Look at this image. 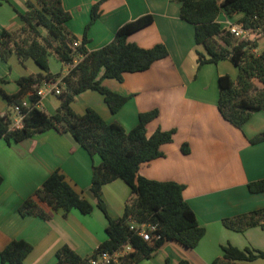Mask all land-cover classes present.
Segmentation results:
<instances>
[{"label": "crops", "instance_id": "0c3cea01", "mask_svg": "<svg viewBox=\"0 0 264 264\" xmlns=\"http://www.w3.org/2000/svg\"><path fill=\"white\" fill-rule=\"evenodd\" d=\"M61 1L71 15L67 24L69 32L80 43L85 36V46L90 52L112 42L117 30L126 23L147 15L152 16L153 22L131 34L128 41L143 49L164 45L168 51L166 58L155 62L146 72L127 73L123 82L113 79L102 82L110 91L130 97L116 114L94 91L80 94L71 105L77 115L92 108L107 123L118 122L126 131L137 125L141 113L158 109L159 116L147 125V137L159 128L176 130L173 142L161 147L164 157L142 164L138 176L184 185L183 198L206 234L193 250L167 241L151 258L138 264H180L182 260L190 264H211L227 244L240 249L264 250L261 227L238 233L222 224L224 218L264 209V193L252 194L248 189L250 183L264 179V141L256 145L249 142L264 133V112L254 113L241 131L225 121L217 107L219 78L229 75L236 79L238 69L228 60L199 66V55L207 57V54L195 42L194 26L182 20L179 0H106L100 6L99 17L92 23L91 10L99 0ZM28 2L34 3V0H6L0 6V34L22 27L19 13L26 12ZM223 16L221 13L217 19L223 29L240 18ZM250 40L258 44L254 53L259 55L264 33L253 31ZM14 56L7 63L0 58V80L4 81L0 89V115L11 109L3 93H17L19 78L42 73L32 60L22 63ZM50 67V73L56 75ZM68 72L69 67L62 75ZM6 77L13 79L12 84ZM37 107L53 115L60 107V100L48 92ZM11 117L17 119L15 110ZM183 144L190 148L188 155L181 152ZM100 163L97 155H88L72 136L54 130L38 133L20 143L8 144L0 138V176L3 178L0 251L14 240H23L33 247L25 264H56L55 254L64 245L83 258L92 256L107 240L108 219L90 192L93 167ZM54 172L63 175L66 183L94 206L92 214L72 210L65 215L62 211L51 212L46 205L41 206L49 214L48 220L20 214L23 203L35 199L36 191ZM130 195V188L120 179L104 186L102 200L111 219L123 216ZM0 264L8 263L0 260ZM250 264H264V260Z\"/></svg>", "mask_w": 264, "mask_h": 264}, {"label": "trees", "instance_id": "16d2710c", "mask_svg": "<svg viewBox=\"0 0 264 264\" xmlns=\"http://www.w3.org/2000/svg\"><path fill=\"white\" fill-rule=\"evenodd\" d=\"M99 0L91 10V23L100 15ZM6 0H0V6ZM181 18L195 28V42L204 47L207 57L199 55L198 64H218L230 61L237 69L236 79L229 75L219 78L218 110L222 118L243 131L252 115L264 112V52L254 53L256 42L239 41L217 21L222 13L228 18L240 16L236 24L245 29L264 33V0H179ZM22 27L15 31L4 30L0 34V58L7 62L12 55L20 62L32 60L42 73L21 77L17 80L19 90L15 94L3 93L9 108L22 107L24 99L34 106L22 107L25 112L22 127H13L11 111L0 115V138L8 144L20 143L34 135L54 130L69 134L88 155L101 159L92 170L90 192L97 200V207L108 219L107 240L92 256L81 257L68 245L56 252V264H91L101 252L113 255L122 252L125 245L133 251L119 256L110 264H138L149 259L165 242L175 241L187 249H195L206 234V229L197 220L196 214L183 198L185 186L173 181L161 182L138 176L142 164L164 157L161 147L171 144L176 130L157 129L150 137L147 125L159 116L158 109L139 115L137 125L126 131L118 122L107 123L98 112L87 108L83 115L72 110L76 97L86 91L100 94L113 114L119 112L129 100L107 89L102 82L113 79L123 82L127 73L148 71L152 65L168 56L164 45L143 49L128 41L131 34L153 22L150 15L126 23L120 27L112 42L88 51L87 39L78 47L67 24L71 15L61 0H34L27 3L26 12L20 14ZM55 55L69 67L67 75H53L49 70V59ZM77 61V62H76ZM61 80V81H60ZM255 80L262 85L255 87ZM60 81L61 94L57 95L60 107L53 115L38 108L41 99L37 95L45 82ZM264 141V133L249 140L256 145ZM184 155L190 153L188 144L181 146ZM122 180L131 191L124 214L117 220L111 219L102 200L103 188L115 180ZM3 178L0 176V185ZM252 194L264 193V179L248 185ZM41 205L51 212L62 211L67 215L77 210L84 215L92 214L94 206L77 194L66 183L59 172L51 174L36 191L35 199L26 200L19 212L24 216L49 219ZM223 226L231 231L243 233L249 228L264 229V209L254 210L234 217L224 218ZM153 225L156 230L150 241H144L131 226ZM221 256L211 264H250L264 260V250L250 247L240 249L231 244L222 246ZM33 247L26 241L14 240L0 251V260L8 264H25ZM180 264H190L187 260Z\"/></svg>", "mask_w": 264, "mask_h": 264}, {"label": "built area", "instance_id": "2783aa9c", "mask_svg": "<svg viewBox=\"0 0 264 264\" xmlns=\"http://www.w3.org/2000/svg\"><path fill=\"white\" fill-rule=\"evenodd\" d=\"M228 31L238 40L240 41H249L253 30L245 29L241 25L228 23ZM81 43L79 41H75L73 43V47L80 46ZM77 62V61H76ZM61 81V80H60ZM60 81L58 82H45L43 85V89H41L37 95L39 97H43L45 94L44 88H47L50 93L55 95L61 94ZM34 105L29 103L28 101H23L22 107L26 109L32 108ZM22 107L16 106L14 108L15 113L17 115V119H13V127L20 128L23 124V119L25 117V112L22 110ZM131 229H135L137 235H139L144 241H150L152 238H158V236L152 235V233L156 230V226L153 225H141L134 227L131 226ZM133 251V248L130 245H125L122 252L115 253L113 255L108 252H101L97 258L91 259V264H110L112 262H117L119 256H123L127 253Z\"/></svg>", "mask_w": 264, "mask_h": 264}, {"label": "rangeland", "instance_id": "374dc122", "mask_svg": "<svg viewBox=\"0 0 264 264\" xmlns=\"http://www.w3.org/2000/svg\"><path fill=\"white\" fill-rule=\"evenodd\" d=\"M224 17L225 16H223V18ZM230 22H233V21H230ZM259 52L260 53H263L264 52V44H262V43L259 45ZM16 59H18L17 56H16ZM49 65L51 66L50 68H51L52 72L55 73V74H57V73L58 74H63V73L65 74L66 71H67V69H68V67L66 65L61 64V61L55 55H51L50 56ZM23 69H25V68L23 67ZM6 78L8 79V81L10 82V84H12L13 79L11 77H6ZM254 82H255L256 89L257 90H260L262 88V85L259 84L257 82V80H255ZM3 83H4V81L0 80V89H1V87H4ZM44 91H45V94L49 92L47 88H44ZM53 97L54 98H57L55 96H53ZM10 111H11V114L14 115V110L12 108L10 109Z\"/></svg>", "mask_w": 264, "mask_h": 264}, {"label": "clouds", "instance_id": "9594fccd", "mask_svg": "<svg viewBox=\"0 0 264 264\" xmlns=\"http://www.w3.org/2000/svg\"><path fill=\"white\" fill-rule=\"evenodd\" d=\"M234 24H236V22H234ZM240 41V40H239ZM249 41H251V40H249Z\"/></svg>", "mask_w": 264, "mask_h": 264}]
</instances>
